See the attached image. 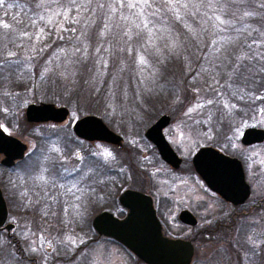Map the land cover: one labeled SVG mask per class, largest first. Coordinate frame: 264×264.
<instances>
[{"label":"trees","instance_id":"16d2710c","mask_svg":"<svg viewBox=\"0 0 264 264\" xmlns=\"http://www.w3.org/2000/svg\"><path fill=\"white\" fill-rule=\"evenodd\" d=\"M1 38L27 56L52 51L49 79L66 95L92 87L106 107L116 96L126 101L125 114H168L195 89L217 102L240 95L246 103L264 86V0H4ZM90 113L115 130L100 116L107 111ZM247 254L264 264V245L246 242ZM221 257L217 251L205 264H229Z\"/></svg>","mask_w":264,"mask_h":264},{"label":"flooded vegetation","instance_id":"af4514ba","mask_svg":"<svg viewBox=\"0 0 264 264\" xmlns=\"http://www.w3.org/2000/svg\"><path fill=\"white\" fill-rule=\"evenodd\" d=\"M19 100L22 99L19 98ZM0 120L8 124L1 117ZM65 121L61 123L53 121L28 122L24 111L23 124L26 129L16 128L14 132H11L9 128L0 125V129L7 136L14 137L25 146L22 153L14 148L0 152V190L6 206V220L0 227V238L3 234L8 246L15 249L13 255L16 257L6 252L5 257L7 261L9 258V264H69L80 256L89 261L92 258V252L96 249L105 251L116 249L118 253H125L129 259L134 260L133 264H144L124 245L104 233L113 231L114 222L124 219L129 213V208L120 200L125 192H136L148 197L161 225L163 236L189 241L194 248L199 243L196 240L198 236L211 231L209 230L211 224L208 217L206 221L203 217L204 193L215 199L220 206L231 209V213L228 212V215L232 225H236L246 218V202L250 197L238 205L226 201L206 185L193 164V158L197 152L202 148L210 147L230 159L239 161L244 183H247L251 190V183L248 182L246 175V147L260 144L249 146L242 144L241 139L245 129L240 137L241 148L239 149L228 144L224 145L218 139L221 135L216 134L213 137V144L204 146L197 144L193 150L184 154L181 148L178 149L171 145L164 133V130L172 123L171 118L162 134L180 160L178 167H173L161 157L154 142L145 135L147 129L155 121L145 129L143 138L137 137L136 140L131 141V139L120 135L122 140L119 145L80 138L74 134L72 124L71 129H67L66 133H71L77 141L85 143L87 146L97 143L124 149L116 153L120 161L118 162L116 159L113 161V164L117 162L115 168L108 169L107 157H96L91 154L90 150L84 152V156L78 152L77 158L81 161L74 164L65 149V143L68 142L67 134L52 132L50 136L48 130H39L42 127H50L58 128L60 131L59 126ZM27 125H29V129ZM31 128L36 129L30 130ZM34 130H39L40 134H36ZM28 131H33L29 134L35 141V145L32 147H29L26 138L23 137V135H28ZM55 136H60L62 139L60 140L61 152L57 155L55 167L47 166V173L41 174L42 176L37 177L38 179L30 178L28 176L30 171H26L27 164H40L38 161L40 144ZM196 141L200 143L199 139ZM30 159L34 160L30 163V161L28 162ZM3 161L6 163L4 164ZM90 161H92V165L96 166L93 170L95 175L92 172L94 176L89 175L90 166H92ZM88 163L89 167L86 168ZM82 167L85 169L76 176L75 174L80 172ZM38 169L41 172V169ZM263 202L264 197L257 204L249 206V210L259 208ZM29 206L33 208L32 211ZM103 214L105 217L96 228L94 221L96 217ZM182 215L188 221H191L192 217L195 224L183 221ZM14 218L19 219V225L15 223ZM28 222L34 224L35 229H30ZM219 223L216 221L217 228L221 226ZM175 225L185 233H195L194 237L189 239L182 234L174 235ZM217 230L213 228L212 231L216 232ZM30 232H33L31 237L28 235ZM46 232L52 234L50 243L48 242L49 245L46 246L49 252L44 257L41 254V258L46 259L33 262L26 257V244L30 243L32 237H37V243H43L46 239ZM71 247H74L72 251L69 250ZM106 256V254L103 255L104 258Z\"/></svg>","mask_w":264,"mask_h":264},{"label":"rangeland","instance_id":"374dc122","mask_svg":"<svg viewBox=\"0 0 264 264\" xmlns=\"http://www.w3.org/2000/svg\"><path fill=\"white\" fill-rule=\"evenodd\" d=\"M22 48L11 47L3 38L0 39V117L8 122L7 124L0 120V125L9 128L11 132H14L16 128H25L23 124L24 111L30 103L39 104L42 102L51 103L57 107H66L70 112L67 120L59 126L60 131H58V128H39L42 131L48 130L50 136L52 132L66 135L67 129H71L73 122L77 118L94 115L90 113L92 110L107 111L109 116H104L105 114H100V116L108 117L106 119L115 128L113 131L129 140L131 139V141L136 140L137 137L143 138L145 129L155 121L157 116L148 118L140 113L125 114L123 110L126 108L124 106L126 101H122L123 99L121 100L118 96L114 97L115 105L109 104L110 107H106L104 105L106 103L105 99H100V95L96 96L94 94L95 88L92 87L87 90L88 96L84 93L86 91L76 92L74 88L71 96L66 95L67 88H61L64 85L58 83L54 78L49 79L50 63H53L55 59L53 52L39 49L37 51L33 50L27 56L22 51ZM64 75L69 77L70 73ZM50 76L53 75L50 73ZM192 93L194 97H191V99L177 98L175 100L176 103L168 107L169 113L166 114L172 118V123L164 130V133L171 145L178 149L181 148L184 154L193 150L197 144L199 146L213 144V137L216 134L221 135L218 139L224 145L228 144L239 149L241 148L240 137L244 129L253 127L264 130V86L256 90V92H250L249 97L246 98V103L242 101L243 97L240 95L237 96L236 102H228L225 99L217 102L211 96L205 97L207 93L199 92L196 89ZM216 94L219 95V91ZM19 98L22 100H19ZM99 100L100 102H98ZM186 100L190 102L182 106L181 103ZM73 101H76L77 104H74ZM190 108L194 110L189 112ZM27 127L29 129V125ZM33 129L36 128H31L30 130ZM39 130H34V132L40 134ZM32 132L28 131L27 136L23 135L29 147L35 145L34 139L29 136ZM67 136L68 142L65 143V149H67V155L70 154L69 157H71L70 159L74 164L81 161L77 158L78 152L84 156V152L90 150L91 154L96 157H107L106 165L108 169L115 168L117 162L113 164V161L115 159L118 162L120 161L116 153L124 150L97 143L87 146L85 143L77 141L71 133L67 134ZM196 139H199L200 143H197ZM60 140H62L60 136H55L40 144L41 147L38 150V161L40 164H27L28 166H26V171H30L28 174L30 178L38 179L37 177H41V174L47 173V166L55 167L57 155L61 152ZM108 153L111 155H107ZM32 160L30 159L28 162L30 161L31 163ZM90 165H92V161H90ZM88 167L89 163L86 165V168ZM38 168L41 169V172ZM95 168V165L90 166V176L95 175V171H93ZM84 169L85 167H82L80 172L75 175L78 176ZM92 172L94 175H92ZM246 175L248 182L251 183V192H253L250 199L246 202V218L236 225H232L229 219L228 212L231 213V209L220 206L215 199L204 193L203 217L204 221L208 217V221L211 224L210 228H208L211 231L203 233L196 239L199 242L197 245L202 248L195 255H198V257L193 259L192 264H205L208 257L213 256L217 251L222 254V257L227 256L229 264H253L252 258L255 256L246 255V242L251 249L264 245V202L259 208L249 210V206L257 204L264 197V142L260 145L246 147ZM29 207L32 211L33 208ZM14 221L17 225L20 224L18 218H14ZM216 221L220 222L221 226L219 228H217ZM28 225L30 229H35L34 224L28 222ZM213 228L218 230L213 232ZM30 234L28 233L31 237L33 232H30ZM173 234H182V236H186L189 239H192L195 235V233H185L176 225ZM51 235L50 232H46V239L43 243H37V237H32L30 243L26 244L27 246L25 247L26 257L33 262L39 259L45 261L46 258L43 259L41 257H44L49 252L46 246L49 245L48 242L50 243ZM73 249L74 247H71L69 250L72 251ZM14 251V248L8 246L2 234L0 238V259H3L2 264L10 263L9 258L8 261L6 260L5 254L7 252V254L11 253L10 255L14 256ZM92 253V258L89 261L80 256L69 264L134 263V260L129 259L125 253H118L116 249H108L107 251L96 249ZM41 254L43 255L41 256ZM104 254L107 255L106 258L103 257Z\"/></svg>","mask_w":264,"mask_h":264},{"label":"water","instance_id":"95a60500","mask_svg":"<svg viewBox=\"0 0 264 264\" xmlns=\"http://www.w3.org/2000/svg\"><path fill=\"white\" fill-rule=\"evenodd\" d=\"M25 114L28 122L53 121L61 123L66 120L69 111L66 107H56L51 103L42 102L29 104ZM170 121L171 118L168 115L160 116L147 129L145 135L154 142L161 157L167 163L178 167L180 160L162 134L163 129L169 125ZM72 129L76 136L88 141L121 144V137L110 130L103 120L95 115L81 117L73 124ZM241 141L246 146L262 143L264 142V130L246 128ZM9 148L10 150L14 148L22 153L25 146L14 137L7 136L0 129V152H6ZM3 163L6 162L3 161ZM193 164L206 185L226 201L238 205L249 198L250 186L244 183L239 161L230 159L210 147H205L194 156ZM120 200L129 208V213L122 220H114V230L104 232L105 235L116 239L144 264L192 263L195 254L194 246L189 241L163 236L161 225L148 197L136 192H125ZM104 217V214L96 217L94 221L96 228ZM181 219L192 225L195 224L192 217L191 221L186 220L183 215ZM5 220L6 206L0 190V227L4 225ZM101 233L103 234V232Z\"/></svg>","mask_w":264,"mask_h":264},{"label":"snow or ice","instance_id":"6c2138e0","mask_svg":"<svg viewBox=\"0 0 264 264\" xmlns=\"http://www.w3.org/2000/svg\"><path fill=\"white\" fill-rule=\"evenodd\" d=\"M138 2H142V3H147V0H138ZM3 3H4V0H0V5H3ZM126 19V18H125ZM217 19H219V17H217ZM3 27L4 28H8L9 26L7 25V24H5V25H3ZM106 27H107V25H106ZM137 27H139V25H137ZM127 34V33H126ZM130 38V37H129ZM141 63H144V60H143V58H141V61H140ZM209 103H211V101H209ZM225 107H227V105H225ZM194 109H189V112H192ZM107 155H111L110 153H108Z\"/></svg>","mask_w":264,"mask_h":264}]
</instances>
